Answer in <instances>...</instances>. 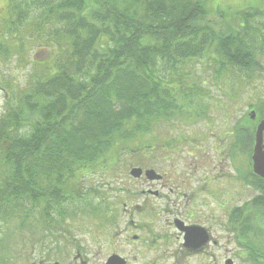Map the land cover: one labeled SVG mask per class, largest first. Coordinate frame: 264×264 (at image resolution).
<instances>
[{
    "label": "trees",
    "instance_id": "obj_1",
    "mask_svg": "<svg viewBox=\"0 0 264 264\" xmlns=\"http://www.w3.org/2000/svg\"><path fill=\"white\" fill-rule=\"evenodd\" d=\"M212 1L7 0L0 24L6 95L0 205L24 222L34 211L42 219L52 211L59 215L54 219H65L75 213L67 206L92 204L80 189L83 173L190 107L187 61L205 58L219 76L262 78L264 67L245 33L256 36L252 17H243L247 25L239 32L235 16L211 15ZM43 50L46 58L34 59ZM12 60L30 66L24 80L2 70ZM239 134L235 149L250 153V130ZM262 183L255 175V187Z\"/></svg>",
    "mask_w": 264,
    "mask_h": 264
},
{
    "label": "flooded vegetation",
    "instance_id": "obj_2",
    "mask_svg": "<svg viewBox=\"0 0 264 264\" xmlns=\"http://www.w3.org/2000/svg\"><path fill=\"white\" fill-rule=\"evenodd\" d=\"M262 4L263 9L259 5L241 8L243 14L237 13L235 26L243 31L247 25L243 17H252L256 36L245 33L255 47L248 48L256 51L264 67V11L248 12L264 10V0ZM262 84L261 111L259 102L250 105L231 128L229 168L243 186L241 194L236 189L214 188L209 195L206 186H215L217 176L200 178L199 166L194 172L178 174L175 180L151 168L131 166L129 174L120 177L129 176L126 184L134 187L112 189L116 197L112 203L110 195H105L97 204L67 206L75 211L68 216L71 220L38 221V231L24 239L22 263L13 256V209L0 205V264H264V177H259L263 187H255L252 160L260 124L264 145V72ZM243 128L250 130L248 154L235 149ZM242 158L245 161L239 162ZM135 169L142 173L133 176ZM143 185L146 189L136 187Z\"/></svg>",
    "mask_w": 264,
    "mask_h": 264
},
{
    "label": "rangeland",
    "instance_id": "obj_3",
    "mask_svg": "<svg viewBox=\"0 0 264 264\" xmlns=\"http://www.w3.org/2000/svg\"><path fill=\"white\" fill-rule=\"evenodd\" d=\"M262 1L214 0L208 6L213 7L212 16L225 12L227 17H232L246 5H259L263 9ZM6 4L7 0H0V24ZM46 56L45 50L37 51L34 59L44 60ZM2 70L11 77H13L12 74H17L21 80H24L31 69L26 64H16L15 60H12L4 64ZM183 71L185 78L190 81L189 90L192 95L190 107L186 106L181 116L171 119L170 122L165 121L155 125L149 133L139 135L122 144L120 148H115L116 153L113 151L109 154L97 170H88L91 173H83L80 177V189L83 195L86 192L91 194L86 199L92 204L102 201L101 196L105 195H110L109 201L112 203L116 198L112 189L134 187L126 184L131 179L129 176L120 177L121 174H129L131 166L151 168L165 173L169 175L166 177L167 180H175L178 174L184 172H194L199 166L200 178L203 176L208 180L212 174L217 176L214 178L217 180L214 182L215 186H206L209 195H213L215 190L227 189H236L240 194L242 193L243 186L230 171L232 167L229 150L233 140L231 128L235 121L247 114L250 105L262 100V78L254 75L249 80L246 75L235 72L232 74L225 72L219 76L205 58L194 60L192 63L187 61ZM5 97L6 95L0 91V117L4 111ZM181 102L184 103V101ZM181 102L179 104H182ZM261 105L262 102L258 106ZM201 114L200 118H195L196 115ZM177 141L182 142L179 144ZM145 146L152 148L144 150ZM243 161L245 159L242 158L239 162ZM101 165L111 167L108 169V166ZM136 187L146 189V185ZM206 198L211 202L210 197L206 195ZM82 206L84 204L75 207ZM57 216L59 215L52 211L49 219H42L38 211H34L31 215H27L24 223L20 215L15 217L14 214L12 231L15 237L13 241L15 261L19 260L22 263L24 239L27 236L32 237L38 231V221L59 220L54 219ZM71 219L66 215L64 220ZM3 258L7 259L6 253Z\"/></svg>",
    "mask_w": 264,
    "mask_h": 264
},
{
    "label": "water",
    "instance_id": "obj_4",
    "mask_svg": "<svg viewBox=\"0 0 264 264\" xmlns=\"http://www.w3.org/2000/svg\"><path fill=\"white\" fill-rule=\"evenodd\" d=\"M256 144L253 152V171L254 173L263 178L264 177V145H263V125L260 124L256 132ZM142 173V170L135 169L132 171L133 176H138ZM148 176L151 177L153 172H147Z\"/></svg>",
    "mask_w": 264,
    "mask_h": 264
}]
</instances>
